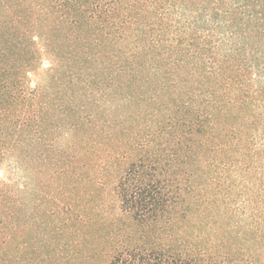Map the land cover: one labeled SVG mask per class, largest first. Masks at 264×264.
I'll return each instance as SVG.
<instances>
[{
    "label": "trees",
    "instance_id": "trees-1",
    "mask_svg": "<svg viewBox=\"0 0 264 264\" xmlns=\"http://www.w3.org/2000/svg\"><path fill=\"white\" fill-rule=\"evenodd\" d=\"M0 264H264V0H0Z\"/></svg>",
    "mask_w": 264,
    "mask_h": 264
},
{
    "label": "rangeland",
    "instance_id": "rangeland-1",
    "mask_svg": "<svg viewBox=\"0 0 264 264\" xmlns=\"http://www.w3.org/2000/svg\"><path fill=\"white\" fill-rule=\"evenodd\" d=\"M3 172V170L2 171H0V174ZM0 176H3V175H0Z\"/></svg>",
    "mask_w": 264,
    "mask_h": 264
}]
</instances>
